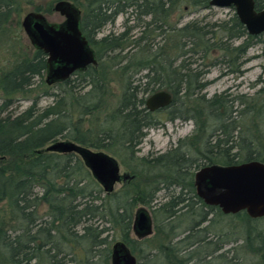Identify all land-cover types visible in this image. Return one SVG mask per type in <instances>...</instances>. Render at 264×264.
I'll return each mask as SVG.
<instances>
[{"label":"trees","instance_id":"1","mask_svg":"<svg viewBox=\"0 0 264 264\" xmlns=\"http://www.w3.org/2000/svg\"><path fill=\"white\" fill-rule=\"evenodd\" d=\"M59 1L0 0V264H111L116 241L137 264H264V217L223 214L194 188L202 166L264 163V85L252 97L202 93L212 65L241 73L264 34L249 35L234 16L179 23L182 5L209 9V0H65L81 10L97 65L50 86L46 55L23 41L21 16L25 7L52 14ZM119 15H126L122 30L99 36ZM158 91L172 101L151 112L145 100ZM41 97L52 102L41 107ZM23 100L30 104L16 111ZM163 112L192 121V133L166 152L138 155ZM85 119L100 131L83 132ZM57 139L117 156L130 178L105 193L76 154L36 152ZM139 206L151 210L154 233L135 239Z\"/></svg>","mask_w":264,"mask_h":264},{"label":"water","instance_id":"2","mask_svg":"<svg viewBox=\"0 0 264 264\" xmlns=\"http://www.w3.org/2000/svg\"><path fill=\"white\" fill-rule=\"evenodd\" d=\"M210 7H233L239 21L250 35L264 33V9L256 12L253 0H209ZM53 11L63 20L50 22L46 15L29 11L21 19V27L31 46L46 55L45 83L52 85L68 79L75 71H84L90 65H97L95 51L80 28L81 10L69 1L55 3ZM172 101L167 91H158L145 100V107L154 112L165 108ZM41 152L74 153L82 161L93 179L105 193H111L115 186L130 176L120 172L116 158L102 150L78 144L67 139H57ZM196 195L208 206L218 207L223 214L244 211L250 218L264 217V163L252 160L233 165L211 164L194 173ZM153 222L150 211L136 208L131 232L141 239L152 234ZM111 264H137L136 257L122 241L111 247Z\"/></svg>","mask_w":264,"mask_h":264},{"label":"rangeland","instance_id":"3","mask_svg":"<svg viewBox=\"0 0 264 264\" xmlns=\"http://www.w3.org/2000/svg\"><path fill=\"white\" fill-rule=\"evenodd\" d=\"M25 7V6H24ZM32 11L30 7H25L24 12ZM21 16H24V13ZM178 16H180L179 23H185L189 21L199 20L207 23H214L221 20L228 19L231 11L227 8H218L211 7L209 9H196L190 6L182 5V10L177 12ZM47 19L50 22H61L63 18L56 12L52 14L46 15ZM126 15H119L113 24H109L104 27L101 31L100 35L107 34L111 31L117 33L122 30L123 20ZM177 18L172 17V22L176 21ZM134 22V21H133ZM128 22V25L131 24ZM23 41L26 44H30L28 38L26 37L23 30L21 31ZM263 37V36H262ZM235 42V44H237ZM32 47V46H31ZM216 57H219L218 54H214L211 57L205 59L203 63L209 64L214 61ZM245 62L243 66L240 68L241 73H233L229 72V69L226 65L216 63L212 65L208 71L205 73L204 79L207 81V85L202 93H205L207 97H211L214 94H220L223 91H227L228 94L235 95H246V97L254 96L255 92L264 85V45L255 44L248 48L245 54ZM45 78V74H44ZM38 82V80H37ZM54 85V84H52ZM51 86V85H50ZM111 95L109 97V104L111 107H115L118 101V88L115 84L111 83ZM148 97V95H147ZM146 97V98H147ZM52 102V98L50 97H41L39 101V105L44 107ZM30 104L29 101L23 100L16 103L13 107H15L16 111H20L26 108ZM88 119V118H87ZM87 119L83 122L82 131H86L88 128L100 131L98 128L100 126H96L95 128ZM159 125L156 127H152L146 131V134L140 144L137 146V154L138 155H157L159 153L166 152L171 147H173L177 141L181 138H184L190 135L193 131V123L190 120H167L165 112L158 114ZM98 124H101L103 121V115H99L96 117ZM97 131V132H98ZM106 152V151H105ZM108 153V152H106ZM112 155L111 153H108ZM116 158L120 164V172L127 173L128 169L120 163V160L117 156L112 155ZM121 183L115 186V190L120 187ZM163 191L158 194V201H163ZM151 214V210L146 207ZM152 217V214H151ZM231 217H228L225 220L226 225L229 226L230 222H232ZM153 222V221H152ZM224 222V223H225ZM241 231L243 230L242 224ZM218 228V226H216ZM154 233V222H153V231ZM149 235V236H151ZM131 237L137 239L133 232H131ZM148 237V236H147Z\"/></svg>","mask_w":264,"mask_h":264},{"label":"flooded vegetation","instance_id":"4","mask_svg":"<svg viewBox=\"0 0 264 264\" xmlns=\"http://www.w3.org/2000/svg\"><path fill=\"white\" fill-rule=\"evenodd\" d=\"M253 2H254V10L256 12L264 9V0H253ZM227 9H229L231 11V14L229 16H234L239 21L237 15H236L235 9L233 7H228ZM239 23L242 25L243 29L248 33L245 26L240 21H239ZM262 34H264V33H262Z\"/></svg>","mask_w":264,"mask_h":264}]
</instances>
